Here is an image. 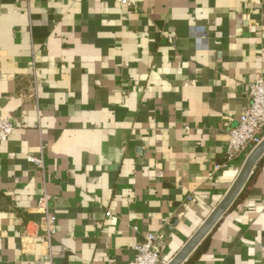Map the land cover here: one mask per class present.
Wrapping results in <instances>:
<instances>
[{
  "label": "crops",
  "instance_id": "obj_1",
  "mask_svg": "<svg viewBox=\"0 0 264 264\" xmlns=\"http://www.w3.org/2000/svg\"><path fill=\"white\" fill-rule=\"evenodd\" d=\"M131 1L0 0V264H129L148 232L169 264L249 156L226 150L264 78V0ZM184 264H264V156Z\"/></svg>",
  "mask_w": 264,
  "mask_h": 264
},
{
  "label": "built area",
  "instance_id": "obj_2",
  "mask_svg": "<svg viewBox=\"0 0 264 264\" xmlns=\"http://www.w3.org/2000/svg\"><path fill=\"white\" fill-rule=\"evenodd\" d=\"M123 7H131V0H118ZM207 40L206 34L202 38ZM171 44L175 38L168 37ZM249 103L245 107L240 121L230 131V140L226 150L227 162H232L244 154H250L264 140V78L260 77L248 86ZM14 125L7 119L0 118V140L6 142L14 131ZM28 161L38 168L45 169L43 157H30ZM227 165L218 166L226 167ZM51 196L43 195L38 200L37 209L47 218L48 233L42 241H48L55 233L58 218L50 209ZM111 212L107 217H111ZM160 237L158 234L148 232L142 236L141 242L135 247V257L129 264H162ZM165 264V263H164Z\"/></svg>",
  "mask_w": 264,
  "mask_h": 264
},
{
  "label": "water",
  "instance_id": "obj_3",
  "mask_svg": "<svg viewBox=\"0 0 264 264\" xmlns=\"http://www.w3.org/2000/svg\"><path fill=\"white\" fill-rule=\"evenodd\" d=\"M264 143V140L253 149L245 160L242 169L236 178L231 189L227 195L223 198L217 208L209 216L204 225L200 230L193 236V238L186 244L182 251L169 263V264H184V262L190 257V255L198 248L202 241L209 235L212 229L218 224L221 218L225 215L226 212L232 207L238 196L243 191L244 187L249 182L251 176L254 173V170L264 156V148L262 151L253 159H250V156L255 153V151L261 147ZM264 147V146H263Z\"/></svg>",
  "mask_w": 264,
  "mask_h": 264
},
{
  "label": "bare ground",
  "instance_id": "obj_4",
  "mask_svg": "<svg viewBox=\"0 0 264 264\" xmlns=\"http://www.w3.org/2000/svg\"><path fill=\"white\" fill-rule=\"evenodd\" d=\"M263 146H264V143L261 145V147H259V148L255 151V153H254L253 155L250 156V159H251V158L254 159V158H255V157H256V156L262 151V149L264 148Z\"/></svg>",
  "mask_w": 264,
  "mask_h": 264
},
{
  "label": "trees",
  "instance_id": "obj_5",
  "mask_svg": "<svg viewBox=\"0 0 264 264\" xmlns=\"http://www.w3.org/2000/svg\"><path fill=\"white\" fill-rule=\"evenodd\" d=\"M203 248H204V247H201L200 250L195 254V256H197V254H199V253L202 251ZM193 258H194V257H193Z\"/></svg>",
  "mask_w": 264,
  "mask_h": 264
},
{
  "label": "rangeland",
  "instance_id": "obj_6",
  "mask_svg": "<svg viewBox=\"0 0 264 264\" xmlns=\"http://www.w3.org/2000/svg\"><path fill=\"white\" fill-rule=\"evenodd\" d=\"M253 151V150H252ZM247 159V158H246Z\"/></svg>",
  "mask_w": 264,
  "mask_h": 264
}]
</instances>
